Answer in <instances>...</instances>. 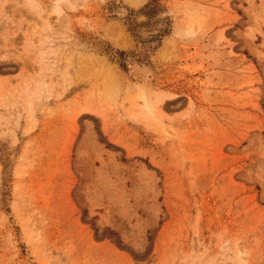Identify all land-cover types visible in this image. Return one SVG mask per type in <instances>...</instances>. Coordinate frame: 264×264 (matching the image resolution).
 <instances>
[{
  "label": "rangeland",
  "instance_id": "374dc122",
  "mask_svg": "<svg viewBox=\"0 0 264 264\" xmlns=\"http://www.w3.org/2000/svg\"><path fill=\"white\" fill-rule=\"evenodd\" d=\"M0 264H264V0H0Z\"/></svg>",
  "mask_w": 264,
  "mask_h": 264
},
{
  "label": "bare ground",
  "instance_id": "6f19581e",
  "mask_svg": "<svg viewBox=\"0 0 264 264\" xmlns=\"http://www.w3.org/2000/svg\"><path fill=\"white\" fill-rule=\"evenodd\" d=\"M135 67H136V66H135ZM142 69H143V68H142ZM142 69H141V70H142ZM144 69H145V68H144ZM146 70H147V69H146ZM146 70H145V71H146ZM142 71H144V70H142ZM143 73H144V72H143ZM143 73H142V74H143Z\"/></svg>",
  "mask_w": 264,
  "mask_h": 264
}]
</instances>
